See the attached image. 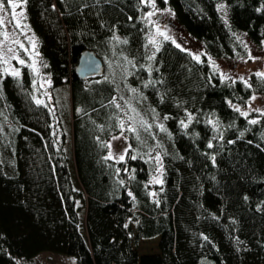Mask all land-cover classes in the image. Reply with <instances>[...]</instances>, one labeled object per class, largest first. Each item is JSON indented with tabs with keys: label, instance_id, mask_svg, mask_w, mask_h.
Listing matches in <instances>:
<instances>
[{
	"label": "trees",
	"instance_id": "obj_1",
	"mask_svg": "<svg viewBox=\"0 0 264 264\" xmlns=\"http://www.w3.org/2000/svg\"><path fill=\"white\" fill-rule=\"evenodd\" d=\"M24 2L51 90L0 54V264H38L43 251L139 264L148 240L156 264H264V115L241 114L264 77L227 78L210 60L237 62L264 42V0H155L201 55L153 40L144 0ZM87 49L104 73L81 79ZM120 133L125 158L106 159Z\"/></svg>",
	"mask_w": 264,
	"mask_h": 264
},
{
	"label": "rangeland",
	"instance_id": "obj_2",
	"mask_svg": "<svg viewBox=\"0 0 264 264\" xmlns=\"http://www.w3.org/2000/svg\"><path fill=\"white\" fill-rule=\"evenodd\" d=\"M150 4V9L145 19L154 26L155 36L153 40H157L160 36L171 38L181 47L201 55L203 53L202 46L181 27L176 25L173 12L170 8L154 7L152 0H144ZM155 1V0H154ZM18 7L14 10L16 18H13V9L6 3V11L0 12L3 17L2 38L0 40V54L4 60L6 70L10 73L20 70L21 64L19 60L23 59L25 64L35 65V70L40 73V86L47 93L51 90L50 79L41 75V59L38 51L37 37L32 31L26 16V7L24 0H16ZM151 13L152 15H149ZM163 33V35H161ZM18 42V43H17ZM33 43L35 47H33ZM24 47L21 48L20 45ZM249 56L239 59L237 62L225 59H211V62L217 66L227 78L249 77L252 73H264V42L261 45L249 43ZM255 99L248 101L244 112H264V96L254 94ZM260 109L261 111H254ZM113 137H119L113 139ZM116 142L118 148H116ZM109 153L114 160H120L121 155L126 156L130 146L129 138L126 134L120 133L109 139ZM109 155V154H108ZM159 173L153 179V182L161 180V165ZM38 264H77L74 256L55 253L52 251H43L35 258ZM162 260L156 240L141 241L137 249V261L139 264H156ZM201 264H213L211 260H203Z\"/></svg>",
	"mask_w": 264,
	"mask_h": 264
},
{
	"label": "snow or ice",
	"instance_id": "obj_3",
	"mask_svg": "<svg viewBox=\"0 0 264 264\" xmlns=\"http://www.w3.org/2000/svg\"><path fill=\"white\" fill-rule=\"evenodd\" d=\"M153 4H154V0H152ZM6 3L11 7V9H13V18L15 19L16 18V14H15V9L19 6L18 3L16 2V0H0V12H4L6 11ZM149 15H152L151 13H149ZM4 21H3V17H0V24H2ZM161 35H163V33H161ZM167 38V37H166ZM18 43V42H17ZM21 48H23L24 46L21 44L20 45ZM33 47H35V44L33 43ZM177 47H180V45H177ZM151 59V57H150ZM194 59H196L197 61H199V56H196L194 57ZM19 63L20 64H24L25 61L23 59L19 60ZM33 67H35V65L33 64ZM20 73L18 71H15L13 72V75H19ZM257 76H261V77H264V73H257L256 74ZM243 79V78H241ZM246 83V82H245ZM249 87H251V85H248ZM130 91L132 92H136L137 90L135 88H132L130 89ZM120 99H123V97H120ZM251 99H255V96H252ZM37 103H42L41 101L37 100ZM110 103H113L115 104V106L120 109L121 108V105L119 103H116V100L115 98H113ZM125 103L129 104V107L131 108V104H130V101H126ZM131 111L135 112V108H131ZM236 111L240 112L241 109L240 108H236ZM254 111H258L260 112L261 110L260 109H255ZM242 115H245L247 116V113L246 112H241ZM262 115H264V112H261ZM138 115V113H137ZM191 118V117H190ZM129 119H134V117H130ZM165 119H167V117H165ZM258 121L255 120V119H252L249 121V123H252V124H256ZM183 123V122H182ZM187 126V125H185ZM161 130H163V126L161 125ZM124 128V123L123 121H121V129L123 130ZM128 131H132V132H136V128L134 126H129V128L127 129ZM119 137H113V139H118ZM137 139H139V135H137ZM108 147H111V145L109 144ZM209 147H211V144L209 145ZM106 159H109L111 158V153H109V156L108 157H105ZM136 157L133 156L132 159H135ZM120 160H123L124 159V156L121 155L119 157ZM160 157L159 155H157L156 157V160L159 161ZM129 195H131V193H129ZM206 239V238H205Z\"/></svg>",
	"mask_w": 264,
	"mask_h": 264
},
{
	"label": "water",
	"instance_id": "obj_4",
	"mask_svg": "<svg viewBox=\"0 0 264 264\" xmlns=\"http://www.w3.org/2000/svg\"><path fill=\"white\" fill-rule=\"evenodd\" d=\"M75 71L81 79L100 76L104 73V64L94 50L87 49L82 52Z\"/></svg>",
	"mask_w": 264,
	"mask_h": 264
},
{
	"label": "bare ground",
	"instance_id": "obj_5",
	"mask_svg": "<svg viewBox=\"0 0 264 264\" xmlns=\"http://www.w3.org/2000/svg\"><path fill=\"white\" fill-rule=\"evenodd\" d=\"M119 143H120V142H116V148H118L117 146H118Z\"/></svg>",
	"mask_w": 264,
	"mask_h": 264
}]
</instances>
